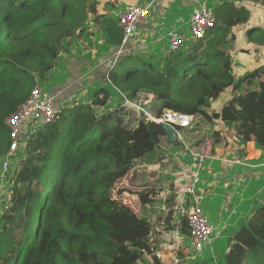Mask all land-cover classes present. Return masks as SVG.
<instances>
[{
	"label": "trees",
	"instance_id": "trees-1",
	"mask_svg": "<svg viewBox=\"0 0 264 264\" xmlns=\"http://www.w3.org/2000/svg\"><path fill=\"white\" fill-rule=\"evenodd\" d=\"M118 4L119 0H0V187L5 189L0 264H148L150 258L159 264L156 225L122 195L137 196L142 208L164 203L168 211L157 219L161 231L176 228L187 236L186 219L174 223L177 181L166 185L158 177L171 166V151L182 148L187 156V148L198 151L211 136L214 155L224 151L232 161L242 162L253 142L260 156L256 163L246 160L257 165L254 168L264 167V65L254 69L239 63L241 53L264 51V33L258 34L264 28L254 22L256 14L264 12V0H219L210 6L215 25L179 50H169V41L155 50L153 32L147 34L151 46L145 53L127 44L117 56L123 31L113 13L118 8L112 7ZM189 19L184 17L183 24ZM81 35H87L89 43L93 35L102 40L94 57L97 64L103 63L100 70L87 59L90 51L76 45L88 42L79 40ZM138 36L130 42L136 45ZM134 56L139 65L132 62ZM62 59L69 76L78 77L69 67L77 60L89 61L88 67L92 63L97 74L77 79L72 94L56 86L58 117L29 121L13 167L4 170L12 142L9 116L34 88L46 84ZM96 84L91 99L75 100L85 87ZM112 89L121 98L114 107L109 105ZM222 95L226 101L219 100ZM150 96L145 108L155 118L166 111L192 116L189 125L177 127V147L163 123L145 119L126 102ZM33 122L36 129L30 130ZM154 164L158 168L149 170ZM205 248L191 252V258L209 263ZM218 264H264V199L235 231Z\"/></svg>",
	"mask_w": 264,
	"mask_h": 264
},
{
	"label": "rangeland",
	"instance_id": "rangeland-1",
	"mask_svg": "<svg viewBox=\"0 0 264 264\" xmlns=\"http://www.w3.org/2000/svg\"><path fill=\"white\" fill-rule=\"evenodd\" d=\"M131 1H134L138 4H144L147 0H130L127 2H119L118 4V11L121 10L122 8L126 7V3H133ZM150 1V0H149ZM173 4L170 7H164L163 8V16L158 20L156 19L155 22L151 23V29L153 31H155V37H157V42H155V50L158 48H164L167 47V43H168V39L166 37V35L168 34V31L171 29H180L181 32L186 35L189 36L190 35V25L188 23H186L185 25L183 24V18L184 17H190L191 12L195 6V4L193 2H188V3H182L183 0H172ZM171 1V2H172ZM219 0H207V4L209 6L211 5H217ZM102 3H105V0H103ZM118 7L114 8L112 7L114 10H116ZM109 8V7H108ZM118 11H115L113 13H116ZM152 17V16H150ZM149 17V19H150ZM158 21L156 27H154L155 23ZM254 22L257 23L258 25L262 26L264 28V12L262 13L261 11H259L256 14V17L254 19ZM256 25V26H258ZM263 29H260L258 31V34L264 33V31H262ZM142 32L140 34V36H138L135 41L136 43L140 46V51H142V53L146 52V49L148 48V46H151L148 44L149 40H147L146 38L150 39V36L148 37V33L145 31V28L143 27V25L141 26V28L138 30V32ZM87 35H81L78 37L79 40L84 39V41H86L87 39V43L86 45H80V42L76 43V45L80 46L81 48H84V52H89V56L87 57V59L92 60V62L94 64H97V61H94V57L96 55H98L97 52V47H100L102 40L101 39H96V37L90 36L89 38L91 39V41H94L92 43H89V40L87 38ZM251 38L249 37V40ZM81 41V42H82ZM79 47V48H80ZM168 49L170 50V47L168 45ZM82 51V50H81ZM91 54V55H90ZM241 60L239 59V63L249 66L251 68H256L259 67L261 65H264V51H259L258 53H254L252 55H248L246 53H241ZM64 56V54L62 55V57ZM85 55L83 56V58L85 59ZM132 62L135 65H139V60L136 56L131 57ZM61 64H59V66L50 74V78L48 79V81L46 82L45 85L40 86V88L43 91H49L53 94H57L59 95L60 93L58 91H56V86L62 87L64 89V93L65 94H72L75 90H73V85L75 84V81L78 79V77L71 75L68 76L66 66H65V60L62 59L61 60ZM72 62V60L70 61ZM69 62V64H70ZM238 63V62H237ZM62 82V83H59ZM45 83V82H44ZM81 82L78 83L77 88H79L81 86ZM99 85H93L91 87H89L87 89V95L86 97H81L79 95L81 94H77L75 100H80V98H82V100H89L93 97L95 91L98 89ZM111 96H112V101L110 102L109 105H111L112 107H114L115 103H116V99H117V103H119L121 101V98L119 96V93L117 92V90L112 89L111 90ZM222 98L224 96H221ZM152 96H150V98L148 100L142 101V102H132V103H136V104H140L142 106V108H144V111L138 109L137 107H135L134 105H132L131 103H129L131 105V107H134L135 109H137L142 115L143 117L146 119L147 114H150L151 116H153L151 113H149L146 108L145 105L151 100ZM62 100H63V94H62ZM68 102L70 104L73 103L74 99H67ZM64 102L66 100H63ZM125 101V100H124ZM154 117V116H153ZM32 126L29 127L30 130H34L36 129L37 124L35 122L31 123ZM179 133V132H178ZM213 140V138H212ZM175 146V145H174ZM176 147V146H175ZM178 149L175 148L174 151ZM180 153L182 154L181 158L183 161L188 160V157L186 156V154L184 155V152L186 150L180 148ZM187 152V151H186ZM254 149H252L251 146V153L250 156L248 157L249 159H252L250 157H255L256 153H254ZM258 152V151H257ZM189 154V153H188ZM187 154V155H188ZM170 156L172 159L176 160V156L174 155V153H170ZM16 154H14L11 157V161L10 164L11 166L13 165V163L16 160ZM189 157L191 158V156L189 155ZM194 160V159H193ZM193 160L191 162H193ZM258 158H254L253 162H257ZM244 161H247L246 159H244ZM190 162V163H191ZM177 163L174 162V164ZM171 165L166 171H170V169L173 166V169H175L176 165ZM258 164V163H257ZM261 164V163H259ZM263 165V164H261ZM261 165H259V168H254V167H250L251 169L249 170V173L251 174H244V177L248 176V181L249 180H256L258 181V187H255L254 189L251 188V183L252 181L248 182L246 180V178H240L241 181H236V183H232L233 185L230 186V188H228L226 191H222L219 190L218 194L216 195L215 193L213 195H210L209 198H206V196L203 194V200H202V204L205 207V213L206 215L209 217V219L214 223L216 230L214 233V240L212 242V244L209 246H207L205 248V257L210 259V262L207 264H218L220 263L221 257L222 255L225 253L229 240L232 238L233 234L235 233V231L243 224L247 221V218H249V216L252 214V212L254 211L256 206H259L263 199H264V167L261 169ZM1 166V164H0ZM187 166H190L187 165ZM239 167H244L241 164H238ZM13 167V166H12ZM191 167H192V163H191ZM158 165H152L151 168H149V170L151 169H157ZM247 168V167H245ZM257 169V170H255ZM1 170V168H0ZM166 171H161L159 172V178L161 180V182L163 183V180H166L165 177H163L166 174ZM214 176V182L215 184H219V178L216 174L213 173ZM206 177L205 175V171L203 170L201 173V182H203L202 180ZM221 178V177H220ZM260 178L263 181V185L259 186L260 184ZM248 183H245V182ZM200 182L201 185H203ZM234 182V180H233ZM230 183V182H227ZM245 183V184H244ZM9 184V182L6 180L4 182V186L5 188H7V185ZM164 184V183H163ZM200 184L199 186V190L201 191L200 188ZM203 187V186H202ZM262 188V192L260 193ZM132 189V188H131ZM216 187L213 186L212 191H215ZM5 189L0 187V193H1V197H0V208L3 204L4 201V196L5 193H3ZM202 192V191H201ZM229 193V195H227ZM123 199V201L129 203L134 209H136L137 211H139V213H141L142 216H149V218H151L152 223H154V225H156L157 227V233H158V238L161 241V245H160V250H159V254H161L160 256V263L159 264H200L199 261H196V259L191 258V251H189V255L188 252L186 253L184 251V247L186 246L185 243L183 242V240L180 237L185 236L182 232L176 230V231H172L170 233H166V232H162L161 228L158 225V217H164L166 215V210H161L160 209V205H155L154 207H144L142 208V206L140 205V201L138 199L137 196L135 195H130V194H124L121 197ZM8 199L5 198V200ZM164 205V204H163ZM158 207V208H157ZM168 209V208H167ZM179 225V223L177 224ZM186 241V240H185ZM184 243V244H183ZM183 244V245H182ZM187 247V246H186ZM212 248H214V254L212 253ZM186 250H188V248H186ZM213 254V255H212ZM202 256V255H201ZM202 257H198V259H200ZM178 259V262H175V260ZM148 264H155L153 263V259L150 258L149 259V263Z\"/></svg>",
	"mask_w": 264,
	"mask_h": 264
},
{
	"label": "built area",
	"instance_id": "built-area-1",
	"mask_svg": "<svg viewBox=\"0 0 264 264\" xmlns=\"http://www.w3.org/2000/svg\"><path fill=\"white\" fill-rule=\"evenodd\" d=\"M157 0H150L144 4H127L122 10H119L116 15L119 19V25L123 31V40L120 50L116 53L118 56L124 46L131 44L136 48L140 46L136 43L134 45L131 38L138 33V25L145 22L152 14V8ZM195 6L191 12L188 24L190 25V35H184L180 29H171L166 35L169 41L171 51L179 50L183 45L189 43L193 39H199L206 35V33L215 25V13L213 9L207 4V0H190ZM56 93L43 91L41 88H34L29 98L23 102L18 109L12 113L8 120L7 126L10 130L12 142L10 143V150L3 160V169L7 170L10 165V157L13 156L24 137L27 124L31 120H41L44 122H51L58 117V108L56 107ZM126 102L131 103L138 109L144 111L140 104L132 103L126 99ZM147 120H155L160 123L179 124L180 126H187L192 120L191 115L178 114L173 111H166L161 117L155 118L150 114L146 116ZM175 125V129L177 130ZM179 135V134H178ZM180 137V136H179ZM211 137L202 143L198 151L188 149L189 155L193 157V164L191 167V175L188 180L179 183V190L188 197L186 204L177 207L179 213L183 214L189 226V238L191 245V252L197 254L206 246H210L214 240V233L216 227L214 223L206 215L204 206L202 204L203 192L199 190L201 182V173L205 168L207 161H214L215 155L212 153ZM230 164H245L248 161H232L226 159ZM257 166L253 165L252 167ZM161 254L158 253L160 258ZM178 262V259L175 260Z\"/></svg>",
	"mask_w": 264,
	"mask_h": 264
},
{
	"label": "crops",
	"instance_id": "crops-1",
	"mask_svg": "<svg viewBox=\"0 0 264 264\" xmlns=\"http://www.w3.org/2000/svg\"><path fill=\"white\" fill-rule=\"evenodd\" d=\"M101 1L103 2V0H101ZM106 1L107 0H105V2ZM148 1L149 0H147L146 2H148ZM171 1L172 0H158L157 1L158 4L154 7V10L152 12L153 14H151L152 17H150V19L148 18L145 22H143L141 24V26L142 25L144 26V25L147 24L146 26H148V29L145 28V31L147 33H153V32L155 33V31H153L151 29V23L155 22L156 19L159 20L162 17L163 12H164L163 8L166 7L167 3L171 2ZM119 2H127V0H119ZM188 2H192V1L188 0ZM135 3L136 2L126 3V4H135ZM124 8H122V9H124ZM118 9H119V7H118ZM157 23H158V21L155 23L154 27H156ZM148 24H150V26ZM138 33H139V36H140V34L142 32L139 31ZM138 33L136 35H138ZM240 60H241V57H240ZM87 62H89V61H87ZM87 62H82V61L77 60V61H73L72 64L69 65V67H71L72 69L76 70L77 75L78 74L80 75V76L78 75V81H80V80L85 81L88 77H90V76H88L89 72H90V74L94 72L92 75H96L97 74L96 71L100 70L103 67V66H99V65H103V63L100 62V63H98L96 65V67H98V69L94 70L92 68V65H93L92 63H91V67L86 66ZM68 76H69V72H68ZM88 88L89 87H85L83 89V91L81 93L82 96L86 97V95H87L86 93H87V89ZM222 96H224V95H222ZM74 97H76V96H74ZM219 100L220 101L221 100L226 101V97L225 96L223 98L220 97ZM211 140H212V138H211ZM175 146L177 147L178 145H175ZM251 146H252V149H254V151H255L254 153H256L254 158H256V159L259 158L261 152L258 149H256V147H255L253 142H249V144H248V156L246 157V159H249L248 157L250 156V153H251ZM180 150L181 149H176L175 151H171L170 152V153L173 152L174 155L176 156L175 158L177 160V163L174 164V162H176L175 159H172V158L170 159L171 163H172L171 165L174 164V165H176V167H175V169H173V166H172L170 171H166V174L163 176V177L166 178V180H163V183L166 184V185H172V184L175 183V181H177V184H175V188H174V191H173V193L177 194L178 198H179V200H178V202H177V204L175 206V215H176L175 216V221H174L175 224H178V223L181 224L183 222V220H185L184 215L178 212L177 207L182 205L183 203L186 204L187 201H188V197H186L179 190V183L181 181H185V180H188L190 178V175H191V163L192 164L194 163V162H191L193 160V157L190 158L188 153H187L188 154L187 155L188 160L183 161L182 158H181L182 154L180 153ZM229 157L227 156V154H224V151H223L220 155H215L214 161H211V160L207 161V163L205 165V168H204L206 177L202 180L203 182H201L203 185L200 184L201 191L206 196L205 200L207 198H209L210 195H213L214 193L217 195L219 190L226 191L228 188H230V186L233 185L232 183H236L237 179H238V181H241L239 177L244 178V179L246 178V180L248 181V179H247L248 176L244 177L243 175L244 174H251V173H249V170H250V167L253 166V164H252L253 162H249V161L245 162L244 161L245 164H241V165H244V167L240 168L238 166V164L233 165V164H230L228 161H226V159H229ZM250 158H252L251 160H254L253 157H250ZM189 164H190V166H187ZM245 167H248V168H245ZM213 173L218 176L219 184H215ZM233 180H234V182H233ZM247 181L245 183H248V182H250L252 180H249L248 182ZM260 181H261V178H260ZM227 182H230V183H227ZM213 186L216 187L215 191H212ZM259 186H261V184H259ZM255 187H258V181H256L254 179L252 181V183H251V188L254 189ZM262 191L263 190L261 188L260 193ZM227 195H229V193ZM163 204L164 203H161V205L159 207H160L161 210H166V212H167L168 209H167L166 205L165 204L163 205ZM204 210H205V207H204ZM176 230L177 229L175 228L173 231H176ZM180 238L186 240V241L183 240V242H186L185 245L187 246V247L186 246L184 247V251L186 253L188 252V255H189V251H191L189 235L182 236ZM186 248H188V250H186Z\"/></svg>",
	"mask_w": 264,
	"mask_h": 264
},
{
	"label": "water",
	"instance_id": "water-1",
	"mask_svg": "<svg viewBox=\"0 0 264 264\" xmlns=\"http://www.w3.org/2000/svg\"><path fill=\"white\" fill-rule=\"evenodd\" d=\"M141 25H138V28H140ZM165 131L169 135V141L173 143L174 145H180L179 135L176 131L175 127H173L171 124L163 123L162 124Z\"/></svg>",
	"mask_w": 264,
	"mask_h": 264
},
{
	"label": "clouds",
	"instance_id": "clouds-1",
	"mask_svg": "<svg viewBox=\"0 0 264 264\" xmlns=\"http://www.w3.org/2000/svg\"><path fill=\"white\" fill-rule=\"evenodd\" d=\"M175 113H177V112H175ZM179 114V113H178ZM169 124V123H168ZM173 127H175V125L176 126H180L179 124H176V123H174V124H171Z\"/></svg>",
	"mask_w": 264,
	"mask_h": 264
}]
</instances>
